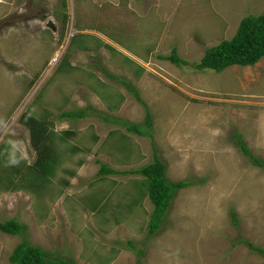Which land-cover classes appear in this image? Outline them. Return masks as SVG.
Segmentation results:
<instances>
[{"label": "rangeland", "instance_id": "374dc122", "mask_svg": "<svg viewBox=\"0 0 264 264\" xmlns=\"http://www.w3.org/2000/svg\"><path fill=\"white\" fill-rule=\"evenodd\" d=\"M252 9L264 0H0V264L24 238L74 264H264L237 243L264 249V170L230 140L240 132L264 159V59L220 73L193 66ZM174 50L187 65L164 59ZM90 105L84 119L59 118ZM29 112L51 122L62 153L40 200L28 186ZM148 115L151 137L115 122ZM157 158L169 181L192 186L150 235L154 206L132 171ZM102 164L119 175L99 180ZM11 219L21 235L2 232Z\"/></svg>", "mask_w": 264, "mask_h": 264}, {"label": "trees", "instance_id": "16d2710c", "mask_svg": "<svg viewBox=\"0 0 264 264\" xmlns=\"http://www.w3.org/2000/svg\"><path fill=\"white\" fill-rule=\"evenodd\" d=\"M253 12L254 9L251 12L248 11V14L241 19L236 33L231 39L222 40L217 45L208 47L200 62L193 65L195 69L199 71L211 70L220 73L232 66L247 67L254 66L260 62L264 58V12ZM196 38L197 41L203 42L202 39H199L200 37L197 36ZM105 46L108 49L114 50L111 45L106 44ZM164 59L176 65L183 66L188 64L186 60L178 56L176 50L173 51L172 55L164 57ZM68 66L67 64L65 65V67ZM108 75L110 78H113L110 74ZM132 90L134 91V89ZM138 100L141 101L140 97H138ZM145 108L147 107L145 106ZM92 110V105L88 106V109L67 110L62 112L59 118H66L67 120L84 119L90 115ZM21 122L29 129L31 148L36 153L32 166H28L30 178L32 177L35 183L31 180V184L28 186L36 191L38 197L41 195L40 200L45 197V193L41 191L42 181L54 174L56 167L59 166L62 160V153L57 151L50 121L39 119L29 112L28 115H22ZM115 122L125 126L130 133L141 137H151L149 129L152 126V122L149 115L146 117L144 125L129 123L122 119H116ZM72 134L68 132V135ZM230 140L252 166L264 170V159L253 152L240 132H235V134L231 135ZM101 169L102 175L116 172L104 164H102ZM166 171V164L158 158L154 163L132 171L135 174L142 175L146 179L147 195L154 205L149 224L150 235L156 234L162 227L166 214L177 193L182 189L192 186L191 181H169ZM231 217L233 225L238 230L236 214L231 212ZM24 229L25 226L16 219H11L1 225L2 232L8 235L19 236ZM237 243L245 244L253 252L264 255V249L257 247L246 239L242 238ZM126 247L127 250L136 251L133 241H129ZM137 253L141 256L143 251L139 250ZM10 262L12 264H74L66 258L52 255L41 246L32 245L27 238H24L22 243L14 250L10 257Z\"/></svg>", "mask_w": 264, "mask_h": 264}, {"label": "clouds", "instance_id": "9594fccd", "mask_svg": "<svg viewBox=\"0 0 264 264\" xmlns=\"http://www.w3.org/2000/svg\"><path fill=\"white\" fill-rule=\"evenodd\" d=\"M120 1V0H119ZM74 38V37H73ZM101 40V39H100ZM109 45V44H108ZM112 47V46H111ZM112 50V49H111ZM114 51H116L115 49H114ZM264 59V58H263ZM262 59V60H263ZM52 62H53V60H52ZM52 62H50V64L52 63ZM55 63V62H54ZM259 63V62H258ZM248 67V66H247ZM112 78V77H111ZM67 111V110H66ZM65 112V111H64ZM27 128V127H26ZM28 129V128H27ZM68 132H70V133H73L72 135H68ZM65 135L67 136V140H68V137H73V136H75L76 134L74 133V132H72V131H70V130H67L66 132H65ZM57 147V146H56ZM69 150L71 151V152H73V153H77V151L79 150V149H77V148H75V147H73V146H69ZM104 165H106V164H104ZM108 167H110V168H112L111 166H109V165H107ZM81 168H83L82 166H81ZM102 168V165H100V170H99V172H98V177H100L99 178V180H103L105 177H107V175L108 176H110V175H119L118 174V171L116 170V169H113V170H115L116 172L115 173H113V174H107V175H102L101 174V169ZM112 184H115V183H112ZM109 187H113V185H111V186H109ZM144 190V189H143ZM148 196V195H147ZM148 198H149V196H148ZM154 206V205H153Z\"/></svg>", "mask_w": 264, "mask_h": 264}, {"label": "water", "instance_id": "95a60500", "mask_svg": "<svg viewBox=\"0 0 264 264\" xmlns=\"http://www.w3.org/2000/svg\"><path fill=\"white\" fill-rule=\"evenodd\" d=\"M50 26H51V24H50Z\"/></svg>", "mask_w": 264, "mask_h": 264}]
</instances>
